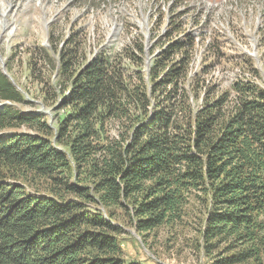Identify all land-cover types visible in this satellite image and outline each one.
Listing matches in <instances>:
<instances>
[{
  "label": "trees",
  "instance_id": "obj_1",
  "mask_svg": "<svg viewBox=\"0 0 264 264\" xmlns=\"http://www.w3.org/2000/svg\"><path fill=\"white\" fill-rule=\"evenodd\" d=\"M176 13L151 47L75 25L21 49L24 81L0 67V264H159L127 258L130 230L264 264V33L259 59L229 55L210 19Z\"/></svg>",
  "mask_w": 264,
  "mask_h": 264
},
{
  "label": "rangeland",
  "instance_id": "obj_2",
  "mask_svg": "<svg viewBox=\"0 0 264 264\" xmlns=\"http://www.w3.org/2000/svg\"><path fill=\"white\" fill-rule=\"evenodd\" d=\"M170 1L90 0L88 3L87 0H75L69 4L68 0H0V56L5 69L9 62L13 64V71L8 73L6 69V72L16 83L24 81L27 74L26 56L21 49L29 50L48 44L51 29L61 41L75 25L76 28L86 26L92 43L97 44L105 34L116 44H121L126 36L140 34L147 37L151 47L159 38L173 32L166 25L165 18L190 7L211 20L208 30L222 36L227 54L241 52L259 59V38L264 33V0H180V4L176 0V8L175 5L170 7ZM188 5L191 6L187 8ZM181 15L184 16L181 18L182 23L191 16L189 13ZM187 26L182 28V32L188 29L194 30L190 32L199 37L204 35V30L197 31L193 26ZM181 37V32L178 31L171 39ZM167 42L168 39L162 40L156 49L159 50ZM204 43L205 41L201 42L200 53L204 51ZM230 75L234 76V73ZM130 231L138 245L131 244L130 239L129 244H125L123 248L128 259L141 256L142 260H147L148 255L159 264H208L205 255L197 249L199 240L192 230L185 237L182 235L177 239L173 247L169 245L168 249L164 245H158L163 243L158 241L153 247L154 251L145 248L135 231Z\"/></svg>",
  "mask_w": 264,
  "mask_h": 264
},
{
  "label": "water",
  "instance_id": "obj_3",
  "mask_svg": "<svg viewBox=\"0 0 264 264\" xmlns=\"http://www.w3.org/2000/svg\"><path fill=\"white\" fill-rule=\"evenodd\" d=\"M0 63H1V66H2V72H3V74H5L11 81H13L9 76H8V74H7V72H6V69H5V65H4V62L2 61V58H1V56H0Z\"/></svg>",
  "mask_w": 264,
  "mask_h": 264
},
{
  "label": "clouds",
  "instance_id": "obj_4",
  "mask_svg": "<svg viewBox=\"0 0 264 264\" xmlns=\"http://www.w3.org/2000/svg\"><path fill=\"white\" fill-rule=\"evenodd\" d=\"M73 1H75V0H68V3L71 4ZM87 2L90 3V0H87ZM169 3H170V6H171V5L173 4V0H171ZM108 37H109V39H110V36H108ZM146 38H147V37H146ZM43 46H48V44L43 45ZM0 67H1V66H0Z\"/></svg>",
  "mask_w": 264,
  "mask_h": 264
}]
</instances>
